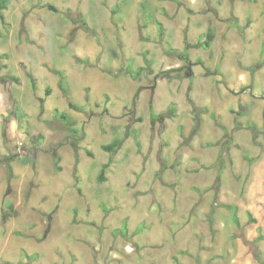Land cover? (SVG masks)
I'll return each mask as SVG.
<instances>
[{
  "label": "rangeland",
  "instance_id": "obj_1",
  "mask_svg": "<svg viewBox=\"0 0 264 264\" xmlns=\"http://www.w3.org/2000/svg\"><path fill=\"white\" fill-rule=\"evenodd\" d=\"M3 13L0 264H264V0Z\"/></svg>",
  "mask_w": 264,
  "mask_h": 264
},
{
  "label": "trees",
  "instance_id": "obj_2",
  "mask_svg": "<svg viewBox=\"0 0 264 264\" xmlns=\"http://www.w3.org/2000/svg\"><path fill=\"white\" fill-rule=\"evenodd\" d=\"M10 2H11V0H0V19L1 20H3L4 19V10L7 8V6L10 4ZM48 7L51 9V10H53V11H56V8L54 7V6H52V5H48ZM208 35V37H210L211 36V34H207ZM209 39H211V38H209ZM186 47H185V49L182 51V52H180V54L182 55V57L184 56V59H187L188 61H189V48H191V47H200V46H203L204 44L203 43H188L187 41H186ZM58 74H59V76H60V85L65 89V91H66V88H65V86H64V80H65V76H64V74L63 73H61V72H59V71H56ZM50 90H48V92H49ZM69 105H70V107H73V108H76V106L72 103V102H69ZM60 116H61V118L62 119H64V120H66V124H68L67 125V127H68V129H69V132L71 133V134H73V135H75L76 134V129L75 128H73V126H71L72 125V121H70L69 119H68V116H67V114H65V113H61L60 114ZM199 121H197V123H196V127H195V130H197L198 128H199ZM219 126H220V124H219ZM220 127H222L223 129H224V127L223 126H220ZM121 143H122V141L120 140V139H117V140H115L112 144H109V145H106V146H104V149H106V150H108V151H111V150H115L116 148H118L120 145H121ZM60 158H58V160H59ZM109 166V164H105L104 166H103V168H102V170H101V173H100V176H99V181L100 182H102V181H104V179H105V172H106V169H107V167ZM58 169H60V167H58ZM9 172H11V169H9ZM228 208L229 209H231L232 210V212L235 214L236 213V208L235 207H233V206H228ZM5 215H8V213H6Z\"/></svg>",
  "mask_w": 264,
  "mask_h": 264
}]
</instances>
